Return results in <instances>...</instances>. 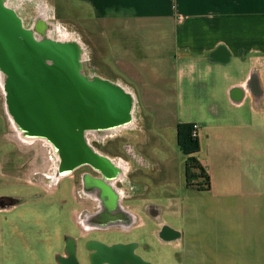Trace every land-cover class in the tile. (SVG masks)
Masks as SVG:
<instances>
[{"label": "crops", "instance_id": "0c3cea01", "mask_svg": "<svg viewBox=\"0 0 264 264\" xmlns=\"http://www.w3.org/2000/svg\"><path fill=\"white\" fill-rule=\"evenodd\" d=\"M64 3L69 9L74 6L79 17L94 20L103 37L111 35L113 57L117 58L113 69L118 76L101 77L133 93L131 126L137 130L134 133L138 138L152 128L150 124L137 126L139 103L144 104L149 114L180 115L176 110H168L166 100L169 98L171 102L173 92L183 98H198L215 94L219 89L229 100L226 106L211 100L202 106L205 111L202 118L171 121L169 127L174 125L175 139L178 123L198 124L196 157L210 176V189L199 192L208 193L209 201L182 203L175 208L172 203L160 206L161 215L180 214L177 225L161 218V223L177 231L174 239L161 238L158 235L161 223L147 214L156 226L152 229L155 239L172 252L153 255L147 252L150 240L147 244L132 239L138 243L135 254L148 264H155L152 256L155 261L158 256L160 263L164 259L175 264H264V112L252 103L245 106L251 97L246 86L253 70L264 87V0H64ZM65 12L68 14V10ZM149 99H156V106ZM15 136L13 141L21 144L22 139L16 133ZM3 157L0 144V197L29 196L30 191L24 185L15 183L19 186L11 188L13 184L7 183ZM40 201L47 207V221L52 219L56 215L52 206L55 203ZM35 203L27 200L11 213L4 212L0 204V264H24L19 251L27 248L25 235L34 239L33 235L40 231L39 205ZM59 207L67 217L58 220L71 222L73 207L61 204ZM132 207L137 214L135 206ZM140 220L138 224L144 223ZM46 225L45 237H51L50 224ZM140 249L151 257L139 253Z\"/></svg>", "mask_w": 264, "mask_h": 264}, {"label": "rangeland", "instance_id": "374dc122", "mask_svg": "<svg viewBox=\"0 0 264 264\" xmlns=\"http://www.w3.org/2000/svg\"><path fill=\"white\" fill-rule=\"evenodd\" d=\"M0 4L3 7L10 6L11 4L18 11L17 13L26 26L31 25L34 18L42 13L49 22L58 23L67 30L74 32L84 44L87 52V65L91 72L105 77L114 78L118 76L113 69V62H116L117 58L113 57L115 51L112 49L111 35L108 34L103 37L99 33L101 29L98 27V24L94 20L79 17V12L77 10L74 11V6H70V9L69 5L67 6L68 8L64 7V0H0ZM65 9L66 11L68 10V14L65 12ZM214 92L215 94L210 93L207 96L198 98L194 96L183 98L178 93L173 92L171 102H168L170 100L169 98L166 100V103L170 106L168 110H176L180 112V115L171 113L164 114L156 111V113L149 114L145 112L142 106L144 104L139 103L137 126L139 127L140 124H150L152 128L146 130L145 135L141 133L144 137H142L141 143L138 144L135 142V148L145 156L150 167L144 168L141 175L132 177L136 197L126 201V205L128 204L138 208L147 202L157 206L170 205L172 203L174 205L173 208H175L176 205H181L182 203L193 205L207 203L209 201L208 193L199 192L187 185L185 178V156L176 144L174 125L170 127L169 125L171 121H192L202 118L205 112L202 106H207L211 100H215L224 106L229 104L226 93H221L219 89ZM142 100L144 102L145 98ZM153 100V105L156 106V99ZM153 100L149 99V101ZM148 103V106H152V104ZM245 104L248 107L250 101L247 100ZM108 109L117 113L119 106L117 104H109ZM133 120L134 118H132V122ZM15 133L18 134L17 129L4 111V94L0 86V144L1 152L4 155L2 168L8 173L7 183L9 185L13 184L11 188L24 185L25 189L30 191L29 196L24 197L25 199H32L34 193L46 195L47 193L44 194L42 185L47 180L43 173L46 174L51 166L49 160L51 153H49L48 146L44 145L45 141L42 139L32 145L18 144L12 139L16 137ZM35 204L39 205L38 216L40 231L33 235L34 239H30V236L27 238V235H25L27 240L25 239L24 246L26 245L25 247L27 248L22 249V251L20 250L19 253L24 264H53V254L50 252V248L44 245V242L50 240L53 242V246L56 247L64 231L70 232V226L68 225L72 224V222L68 220L66 223H62V221L60 222L58 220V218H64L65 215L67 217L64 210L59 207L58 201L55 205H52L55 208L56 215H52V219L48 221L46 205L42 201H39V203L36 202ZM73 211L75 213L79 211V208L73 207ZM23 214L25 215V213ZM137 216L138 221L143 219L144 223L137 224L126 233H111L107 241H131L132 239H137L150 244V240L153 246L151 244L147 247L148 253L163 256L171 253L170 247L161 245L155 239V234L152 232V229L156 227L154 221L144 211L139 210V208L137 209ZM161 218L172 222L174 225L179 224L181 221L180 214L177 216L165 213L161 215ZM46 224H50L51 237H45L47 235L44 231L47 227ZM37 239L39 240L38 243L36 241ZM138 252L144 253L146 257L149 256L142 249ZM31 254L34 256H31ZM19 256L18 254V259ZM151 258L155 264H175L173 261H164V259L160 263L158 256L156 257L157 261H155L154 256Z\"/></svg>", "mask_w": 264, "mask_h": 264}, {"label": "water", "instance_id": "95a60500", "mask_svg": "<svg viewBox=\"0 0 264 264\" xmlns=\"http://www.w3.org/2000/svg\"><path fill=\"white\" fill-rule=\"evenodd\" d=\"M0 86L17 135L52 143L67 169L85 161L102 164L86 133L101 135L132 122L133 93L91 72L84 44L74 32L42 13L26 26L15 8L2 4ZM109 104H117L118 112Z\"/></svg>", "mask_w": 264, "mask_h": 264}, {"label": "flooded vegetation", "instance_id": "af4514ba", "mask_svg": "<svg viewBox=\"0 0 264 264\" xmlns=\"http://www.w3.org/2000/svg\"><path fill=\"white\" fill-rule=\"evenodd\" d=\"M258 77L257 71L253 70L246 87L251 93L250 103L264 110V87ZM245 90H242L243 94ZM134 132L133 126L123 125L108 128L101 135L95 131L86 133L88 144L102 164L96 166L85 161L70 169L66 168V159L56 153L53 144L45 141L44 145L51 153V166L46 174L43 173L47 180L42 189L47 194L34 193L32 199L10 194L0 197V204L6 213H11L27 200L37 203L40 200L50 203L58 201L65 207L79 208V211L72 213L70 232L61 235L56 248H53L55 246L50 240L45 241L53 254V264H148L135 254L137 242L107 241L111 233L129 232L139 222L133 207L125 202L136 197L132 177L141 175L143 169L150 165L135 148V142L139 144L142 138H138ZM38 140L41 139L21 142L32 145ZM188 186L199 191L195 180H191ZM138 208L161 223L160 206L147 202ZM176 232L161 223L158 235L164 239H174L177 238Z\"/></svg>", "mask_w": 264, "mask_h": 264}, {"label": "trees", "instance_id": "16d2710c", "mask_svg": "<svg viewBox=\"0 0 264 264\" xmlns=\"http://www.w3.org/2000/svg\"><path fill=\"white\" fill-rule=\"evenodd\" d=\"M193 123H178L176 125V144L185 156V178L187 185L191 180L198 182L200 191L210 189V176L196 157L199 151V138L192 135Z\"/></svg>", "mask_w": 264, "mask_h": 264}, {"label": "built area", "instance_id": "2783aa9c", "mask_svg": "<svg viewBox=\"0 0 264 264\" xmlns=\"http://www.w3.org/2000/svg\"><path fill=\"white\" fill-rule=\"evenodd\" d=\"M192 135L197 136L198 135V124L193 123L192 124Z\"/></svg>", "mask_w": 264, "mask_h": 264}, {"label": "bare ground", "instance_id": "6f19581e", "mask_svg": "<svg viewBox=\"0 0 264 264\" xmlns=\"http://www.w3.org/2000/svg\"><path fill=\"white\" fill-rule=\"evenodd\" d=\"M16 12H17V11H16ZM22 139H23V138H22ZM23 140H24V139H23ZM33 140H34V139H33ZM33 140L30 141V140H26V139H25V141L28 142V143H29V142H32Z\"/></svg>", "mask_w": 264, "mask_h": 264}]
</instances>
